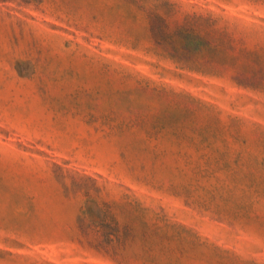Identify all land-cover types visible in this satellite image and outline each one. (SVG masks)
Returning <instances> with one entry per match:
<instances>
[{
  "label": "rangeland",
  "instance_id": "obj_1",
  "mask_svg": "<svg viewBox=\"0 0 264 264\" xmlns=\"http://www.w3.org/2000/svg\"><path fill=\"white\" fill-rule=\"evenodd\" d=\"M0 264H264V0H0Z\"/></svg>",
  "mask_w": 264,
  "mask_h": 264
}]
</instances>
